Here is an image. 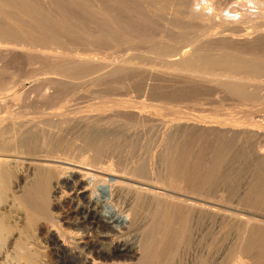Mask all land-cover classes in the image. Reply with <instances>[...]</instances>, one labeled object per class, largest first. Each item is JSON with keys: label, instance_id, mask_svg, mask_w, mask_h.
I'll return each instance as SVG.
<instances>
[{"label": "bare ground", "instance_id": "obj_1", "mask_svg": "<svg viewBox=\"0 0 264 264\" xmlns=\"http://www.w3.org/2000/svg\"><path fill=\"white\" fill-rule=\"evenodd\" d=\"M17 1L19 0H0V39L4 38L6 40L7 38L5 37L13 39L14 36H17L16 35L17 33L19 36H21L19 32L23 34V31H22L23 29L21 28L22 25H20V23H18V21L14 19V16H13L14 11L12 12L10 10L11 9L10 7H13ZM56 1L57 0L52 1V3ZM76 1L77 0L73 2L77 3L78 1L77 2ZM125 1H128V0H125ZM125 1L122 0V3L123 2L125 3ZM134 1H131V2H134ZM139 1L141 2V0ZM139 1L136 0L135 3ZM131 2H129V4H126V5L130 6ZM238 2L240 3V0H238ZM250 2H254L255 5L256 4L261 5L260 15L264 19V6H263L264 1L250 0ZM56 3H58V1ZM62 3H59V5ZM22 4H20L19 6H23ZM27 5L26 7H23V8H26L27 9L26 11L29 12V9L27 7L31 5L30 3L28 6ZM132 5H135V4L132 3ZM143 5H145V3ZM143 5H142V9L143 8L145 9L143 11H145V13L148 16L149 15L152 16L151 18L153 17L157 18L159 16V15L158 16L156 15L157 14L156 11H153L152 9H150L151 7L147 8L148 7L147 6L145 8L146 5L145 6ZM61 6L62 5H60V7ZM75 6L77 7V4ZM153 6H155V8L157 7L156 5H153ZM163 7L164 6L159 7V8L162 9ZM129 8L130 10L133 9L131 8V6ZM129 8L127 7V10ZM98 11L101 13L99 9ZM134 11H137L139 13V11L136 10V8ZM193 13L194 12H191L190 14L188 13L189 14L188 18L189 17L193 18V15H192ZM23 16H26V14H23ZM185 16L187 17V15ZM243 16H247V14L244 13ZM18 18L16 17V19ZM20 18L18 20H21ZM155 18H153V20ZM162 18L164 19L163 21L166 22V21H170V19L173 17H169L170 19L168 17L165 18V16L162 14L161 19ZM31 19L35 20V17ZM38 19L39 18H37V20ZM166 19H169V20H166ZM174 19L173 20L171 19V22L169 23H172V24L175 23L176 19L175 20ZM180 19L181 18L179 17V21ZM182 19H183V22L184 20H186L184 18ZM30 22L29 24L31 26L34 21L32 23ZM43 22L44 21H42V24L41 22L39 23L41 24L40 26L44 25L47 27L48 25H45L46 22L44 23ZM108 22L114 25L113 21L111 22V20H109ZM164 22H161V23H164ZM34 23L36 24L37 22H34ZM47 23L49 25L51 23L50 25L51 27L53 26L59 27L61 25L58 23L54 24L53 21H48V20H47ZM35 24H33V26ZM120 24L121 23H119V26ZM165 25L164 26L167 27L168 29L171 28V27L170 28L168 27L167 23ZM40 26L36 28L38 29L40 28ZM50 26L49 28H51ZM258 27L259 28H256V27L251 28L243 24L236 23L233 25H228V27L226 28L224 26L221 28V30H218V31L215 30L216 32L212 31L213 33H210V34L207 33V35L205 34V36L203 35L201 38H200L201 35L200 36L198 35L197 36L198 40L196 41L194 40L196 42L194 46H191V48L187 50L186 52L184 51L183 54L180 55L179 58L172 60L173 61L172 65L174 63L179 66V67H176L179 71H181V74H182V75L180 74L179 77L183 76V77H187V79L185 78L181 79L179 77L173 78V75H172L171 76L172 78H169V81L172 82V79H174L173 82L176 81L178 82V84L180 82L179 86L181 88L182 86H185V87H191V88L193 87L195 89H204V87H207V83L209 86L210 84L211 86L213 84V86L215 85L214 87L212 86L214 90H216V88L218 87L223 92L229 93L230 95L233 93V96H235L236 93H238V95L242 93L241 97L243 96L246 97L244 93L248 91L250 94L251 90H249V88L253 85V83H255L253 81L254 80L260 81L261 79L257 80V76L259 77L260 76L259 74L261 72L264 73V54H261L257 50L254 51L251 47L252 51H250L249 49V51H244L241 54L238 53L240 55L236 54L237 55L236 56L232 52L234 50L231 51V48L228 45H233V44L242 45L241 43L243 44L246 42L252 43V41H255V40H258L260 43L264 42V20L261 21V23H259ZM173 31L175 32L174 29ZM171 32H172V29H171ZM7 41L8 42L6 44H8L10 40H7ZM215 42H218V43L223 42L222 44H225L228 47L223 46V47L217 48L215 46L216 47L215 48L214 45L213 46L211 45ZM3 44H4V41H2L0 44V56L2 55L1 57H4L3 56L5 55L3 54L4 52L5 53L14 52L15 53V52L20 51V50L17 51L18 49L17 47L16 48L9 47V44H8V48H6V46L3 47ZM253 45L254 43L249 46H253ZM210 46L214 48H210ZM256 46L258 49L259 46L258 45ZM261 47L258 50L264 49V46L262 48ZM241 49L243 48H240V50ZM27 53H29V51H27ZM7 54L6 56H8ZM59 54H62V53H59ZM42 55L44 56V53H42L41 56ZM52 56H50V54L45 55V57L50 58L49 61L53 60L54 62L53 72L61 76L62 75L66 76L65 73L67 74L69 73L79 74L81 72L84 73L85 70L88 71L90 68V65L91 64L93 65L94 61H96V59L92 58L93 56L83 57L80 54H75V55L72 54L70 56L69 55L67 56V54L66 56L60 55V60L51 59ZM54 56L57 57L56 55ZM54 56L53 58H55ZM118 65H119V68L117 67V69L112 70V72L118 73L125 66V65L122 66V64L120 66L119 63ZM94 66L97 68L96 65H93L91 68H94ZM91 68H90V71H92ZM95 69L93 70L95 71ZM98 70L99 68L96 71ZM207 70L208 71L211 70L212 72L211 75H213L212 78L211 77L209 78L206 75L207 73H209ZM50 72L52 71L50 70ZM105 73L97 75L95 79L105 78L106 77V76L104 77ZM107 73L110 74L109 71H107ZM156 73L158 76L160 75L159 77L164 76L166 78V76L163 73L161 72L159 73L156 72ZM212 87L211 89H213ZM254 95H255V92H254ZM249 96L247 95V97ZM195 100H194V103L196 102ZM50 102H52L51 104H53L54 101L51 100ZM199 103H200V100L199 102H196V104H199ZM43 104L41 106H43ZM171 105L172 104H170V106ZM8 106H9V103L7 101L4 102L0 100V113L4 109H6V107L8 108ZM41 106L40 105L37 106L38 109L35 111L36 112L35 114H26V112H28L26 111L24 112L25 115L23 116V112H22L21 113L22 116H21L20 115L21 111L20 112L17 111L16 113H14L13 116H10L11 115L10 114L9 119L7 118L5 119V117L2 118V116H0V260L6 258L5 249H7L8 246L13 241H18L20 239L19 241L21 242H19L17 245H14V246L15 247L19 246V248H17L18 250L24 249L21 251L23 252L25 251L24 253H22L25 255V257L22 254L19 256L20 258L22 257L26 258L23 264H40L36 259L37 256L35 257L38 250L35 247L28 248V245H27L28 243L24 242L22 238L24 234L27 236L32 235V237L44 235L46 239H48L49 242L53 243L56 246V248L59 251H61L64 255L72 257L74 259H78L80 260L82 264H163L161 263V257L164 256L165 251L169 250L171 247H174L175 241L179 238V233L181 234L180 231L182 232L184 231L183 234H185L186 227L188 225L191 224V227H192V225H195L194 223L201 224V222L203 223L206 220L213 221L215 222V224L217 223L219 225H224V227L222 226L223 228H225V225L227 223L229 224L230 227L231 225L239 226L240 223H243V226L242 225L239 226L243 228V231L242 229L239 228L243 233L241 237H238V238H241V241L239 240V243H240L238 246L239 253L237 252L238 254L237 253L236 254L245 255V254H250L252 252V255L254 254L257 255V253L255 252L253 254V249L254 247H256V244L264 236V223H263L264 221H262L261 223L260 221L259 222L253 221L252 219H246V218L243 219V217L241 218L240 215H238L239 213L238 214H235L237 212L228 213L226 208L222 206H218L219 205L218 201L221 203L222 202L225 203L226 201H229L230 198L224 199L226 197V196H223L224 193L222 192L224 191H221L222 195L218 193L217 195L216 193L214 195V194H211L210 191H207L208 189L206 190L205 187L201 188L200 184L205 183L206 181L210 182L209 180L210 179L212 180V178L209 179L208 177L209 172H203V170L205 171L206 169L201 168L202 171H200L201 166L200 167L198 165L196 166L200 170L198 168L196 169L195 167L194 168L196 170L193 169L194 164H197L195 163L196 162L195 157L194 159H191V157L188 156L189 157L188 159L187 156L185 155V158H184L183 154L180 155L181 153H178L179 149L177 150L176 148L177 146H176V147H173V151H171L170 149L169 154H168V151L167 152L165 151L167 153L166 155H162L163 153L160 154L159 152H158L159 155H157V153H154L152 157L143 158L141 160L138 159V161L132 162V165L130 166L128 165L131 163L126 164V166L121 164L123 166L120 167V164H118L119 162L115 161V159H111V160L106 159L107 161H104L105 160L104 157H103L104 160L102 159L101 156L104 154L100 155V152L101 153L103 152L102 150H100V147H99L100 142H97V141H99L100 140L99 138L100 137L102 138V136L108 137V135H112V134L114 135L117 131V128L120 125H124L126 124L127 121H129V123L132 122L135 124V126L134 124H132L133 128L137 129L135 131H138L139 130L138 127L142 125H148L149 126L148 128L152 130L153 132L160 131V129L164 127L165 134L166 133L168 134L169 132L172 133L173 138L171 137L170 139H172L173 143L174 141L178 139L179 141H182L183 140L182 138L185 137L186 135L190 136L188 134H191L192 136H194L193 134H200V135L212 137L214 138V140L215 139L217 140L216 142H218V140H221L222 142H226L230 144L233 147V151L234 149L243 147L244 150L245 149L248 150V153L250 154V158L252 155L253 158L256 159L257 163L259 162L261 164H264V115H261V114L258 115L257 112L253 108H249V107L244 108L239 112L235 110H231V109H229L230 111L225 109V111L227 112H223L224 110L221 112L220 110L222 109L221 108L222 106L221 107L215 106V109L212 108L213 110L210 109L211 111L209 110V112H202L199 114H196L197 112L195 113L191 110L189 111V109L184 110L183 107L182 109L180 108L182 111L178 112L180 109L176 110L175 109L176 107L174 106H173L174 108L168 107L170 109L169 110L167 109V107L164 108L163 105L155 103L154 101H151L150 96L148 99L144 98V99H139V100H135L134 98H131V97L130 98L120 97V98H114L110 100L108 103H101V104L93 103L92 105H86V106L84 105L83 107H79V106L73 107L72 104L64 106V103H62L58 107L55 106V108L53 109H48L50 107L48 106V104L46 105L48 108H44L45 106L44 107H41ZM40 108H43V109H40ZM166 109L169 110L170 113H172L173 117L171 119L169 118L170 121L166 122L167 125H163L162 121L164 119L161 118V116L162 115L165 116L164 114L167 113L165 111ZM16 114L17 115L19 114V115L17 116ZM170 122H171V125L168 124ZM136 125H138V127H136ZM161 125H163V127H161ZM128 127L126 129H128ZM129 129L131 130L132 128H129ZM71 130L83 131L81 133L85 135V136H82L84 137V139L81 142L82 144L81 145L79 144V145L82 147H85L86 152H83L82 154L80 153V155H77V156L75 154L71 155L69 153L72 150V148H74L70 146L72 145V143H70L69 145L70 147L68 148L69 149L68 153L64 152L65 148L60 147L61 149L62 148L64 149L63 150L64 153L70 154L67 156L65 154H62L63 152L60 153L59 151L60 148L58 149L57 147H55L56 144L58 146V144L62 143V141L64 142V140H62L61 137H63L64 134H67L66 132H69ZM14 136H15V140H12ZM166 136H169V135H166ZM194 138L196 139V137ZM34 140H36L35 142H37L36 144L38 145V147L39 148L41 147L42 152L49 151L52 154H47L46 157L43 159H41L42 158L41 155L37 154V157L39 156L38 158L40 159H38V161L33 160L34 162L29 161V165H28L27 160L31 156H29L28 154L27 155L29 156L28 158L27 156H24V155H23L24 157L20 156V154L22 153L26 154L24 152L27 151L28 145L29 144L31 145L34 142ZM167 140H169V138H167ZM7 144L13 147L7 148L6 147ZM169 144H171V142ZM52 145L53 146L55 145L54 146L55 149L53 148ZM76 146H77V142H76ZM231 146H230V149H231ZM79 148L77 150L75 148L74 149L76 150L75 152H77ZM169 148H172V147L169 146ZM82 149L85 150L84 148ZM11 150L13 151L12 153L5 152V151H11ZM237 150H235L236 153H238ZM30 151L31 153H33L32 149ZM246 152H243V153L245 154ZM34 156H36L35 153L34 155H32L31 160ZM196 158H198L197 155H196ZM199 159H197V162L201 161ZM213 159L214 158H212V160ZM208 160L209 159L207 158V161ZM214 162L216 163V160ZM120 163H122V161H120ZM202 163L203 162H201V164ZM208 163L210 164V162ZM251 163H253V161H251ZM23 164H25L26 166L28 165L27 167L28 169L26 171H24L25 168L23 169V171H20L18 167ZM210 165H211L210 169L213 170L214 163ZM22 167L20 166V168ZM256 167L257 165L254 168ZM262 167H264V165L261 166V168ZM203 168H206V167L203 166ZM208 169L209 167H207V171ZM197 170L200 172H198ZM261 170H263V168ZM259 175H261V173H259ZM262 175L264 176V173ZM255 176L258 178L257 175ZM22 182H24L23 188L24 187L25 189L27 188L26 189L27 194L30 196V199L29 200L27 199V200L30 201L31 198L34 200V202L31 201L34 203V204L31 203L32 206L33 205L35 206L34 209H31L32 206H30L28 202L21 203L18 201L20 200L19 197H18V200L16 199V195L18 193L15 194L16 191H14V189L16 187L22 186L21 184ZM204 185L205 184H203V186ZM225 185H226V182H225ZM249 185H248V189H249ZM262 185L264 184L262 183ZM206 186L208 187L209 185L207 184ZM260 186L258 188L256 187L257 191L259 189H262L260 188ZM225 187L224 189L227 190L228 189L227 186ZM12 189L14 192L12 191ZM230 189L231 188H229L227 192ZM251 189L252 188H250L249 190L251 191ZM23 191L24 189L22 190V193ZM240 191H242L241 187H240ZM247 192L245 190L246 194ZM258 193L259 191L257 192V194ZM241 194H244V192ZM248 194L250 193L248 192ZM254 194H255V191L253 195ZM261 194L262 193H259L258 195H261ZM224 195H227L226 192ZM258 195H256L254 199L252 196L251 197L253 200H258L259 199L258 197H260ZM262 195H261V198L264 197V195L263 196ZM19 196H21L22 198L21 193ZM229 197H231L230 194H229ZM214 198H215V201L216 199L218 201L215 202ZM23 204H28L31 210L26 205H23ZM55 210H58V212L56 213ZM16 211H17L16 217L18 214L19 224L20 223L23 224L21 230H19L21 225L18 226L19 229H17L14 227L15 224L11 225L10 223L11 222L10 217H12V212H16ZM19 224L17 223V225ZM92 230L93 231L95 230L96 232L95 236L93 235L94 232ZM188 235L190 234L188 233ZM188 235L186 237H188ZM186 241H187V238H186ZM186 241L183 243L185 244ZM179 245L182 246L181 244ZM179 245H177V248ZM186 245H188V243ZM237 245H238V242H237ZM10 247L12 246L10 245ZM179 253L180 252H178V254ZM7 256H8V253H7ZM168 257H169L168 258L169 261H171V258L175 256L170 255ZM252 257H255V256H252ZM177 258L179 259V257ZM8 259H7V262H8ZM243 259H245V257L241 258L239 256L237 258L238 263L246 264L247 262L243 261ZM246 259L250 261L248 257H246ZM261 259L263 260V257ZM205 260L207 261V258H205ZM182 261L179 260V262H182ZM203 261L204 260L201 261V264L204 263ZM176 262L178 261L176 260ZM251 262H253V260H251ZM166 263L170 264V262H166ZM254 263L256 262L254 261ZM248 264H250V262Z\"/></svg>", "mask_w": 264, "mask_h": 264}, {"label": "rangeland", "instance_id": "obj_2", "mask_svg": "<svg viewBox=\"0 0 264 264\" xmlns=\"http://www.w3.org/2000/svg\"><path fill=\"white\" fill-rule=\"evenodd\" d=\"M19 1H21V2H19ZM19 1H17L13 7H10L11 8L10 10L12 12L14 11L13 12L14 19L17 20L18 23H20V25H22L21 28L23 29L22 30L23 34L19 32V34L21 36H19L17 33L16 34L17 36H14L13 39L8 38V37H5V38H7L6 40L4 38L0 39L1 40L0 44L2 41H4L3 47L6 46V48H8V44H9V47H15V48L17 47L18 48L17 51L20 50L22 52V53L20 51H19L20 53L19 52H15V53L14 52L13 53H11V52L5 53L4 52L3 53V54H5V55H3L4 57H1L2 55L0 56V100H2L4 102L7 101L9 103L8 108L6 107V109H4L0 113V116H2V118L5 117V119L6 118L9 119L10 116H13L14 113H16L17 111L18 112L21 111L20 112L21 116H22L21 113L23 112V116H24L25 115L24 112H26V111H28V112H26V114H35L36 113L35 111L38 109L37 106L38 105L41 106L43 103L44 104L41 107L45 106L44 108H48L46 106L48 104V106H50L48 109H53V108H55V106L58 107L62 103H64V106L72 104L73 107H75V106L76 107H78V106L83 107L84 105L85 106L86 105H92L93 103L94 104L108 103L110 100H112L114 98H120V97L121 98H128L129 97L130 98L131 97V98H134L135 100H139V99H144V98L148 99L149 96L151 98V101H154L155 103L163 105L164 108L167 107V109H169V108L174 106V107H176L175 108L176 110L177 109L179 110L180 108L182 109V107H183L184 110L189 109V111L191 110L195 113L197 112L196 114H199L202 112H209L210 109L211 110L215 109V106H220V107L222 106L221 107L222 109L219 107L221 109L220 110L221 112L223 110H224L223 112H227V111H225V109L228 111H230L229 109H231V110H235V111L239 112L242 109L249 107V108H253L257 112L258 115H260V114L264 115V84H263L264 82H262V81H264V79H263L264 73H262V72H261L262 74L261 73L259 74L260 75L259 77H261V78H259L257 76V80L261 79L260 80L261 82L254 80L253 82H255V83H253V85L250 87L251 89L249 88V90H251L250 94L248 91L245 92L247 94L244 93V95H246V97L245 96L241 97L242 93L239 94L240 97H239L238 93H236L237 96L235 93H234L235 96H233V93L230 95L229 93L223 92L218 87L216 88V90H214L213 87L215 85L213 86V84H212V86H213L212 87L210 83H209L210 86L207 83L208 88L204 87V89H195L193 87L192 88L191 87H185L182 85H181L182 86V88H181L179 86L180 82H179V84L176 81L173 82L174 79H172V82L169 81V78H172L171 77L172 75H173V78H177L181 74V71H179L176 68L179 66L174 64V63L172 65V62H173L172 60L179 58L180 55H182L184 51L186 52L187 50H189L191 48V46H194V44H196L195 41L198 40V37H197L198 35L199 36L201 35L200 36V38H201L203 35L204 36H205V34L207 35V33L208 34L213 33L215 30L216 31L221 30V28L224 26L226 28V27H228V25H233L236 23L243 24V25L251 27V28H253V27L259 28L258 27L259 23H261V21L264 20L263 17L260 15L261 5H258V4L255 5V3L250 2V0L249 1L248 0L247 1L240 0V3L238 2V0H141V2L143 4L145 3V5H146L145 6L139 0L138 1L140 3L139 2L135 3L136 0L135 1L134 0H128L129 2L134 1V2L130 3L131 8H133L132 10H130V8H129L130 6L126 5V4H129V2L125 1V0H123V1H125V3L124 2L122 3V0H106V1L105 0H77L78 1V2L76 1L77 3L73 2L75 0H72V1L71 0H65V1L64 0H57L58 3H56L57 1L52 3V1H55V0H52V1L51 0H42V1L41 0H30V1L29 0H24V1L19 0ZM262 1H264V0H262ZM18 2L20 4H22V2H23V4H22L23 6H19L20 4ZM24 3L26 5L27 4L29 5V3H30L31 6L27 7L29 9V12L26 11L27 10L26 8H23V7H26V5ZM54 3H56V4H54ZM59 3H62V4H60V5H62L61 7H60ZM132 3H134L135 5H132ZM76 4H77V7L75 6ZM152 4L156 5L157 7L155 8V6H153ZM63 5H64V7H63ZM66 5H68V6H66ZM118 5H120L121 7ZM142 5L145 6V8L147 6H148L147 8L151 7L150 9H152L153 11H156L157 12L156 15L160 16V17L158 16L159 18L157 17L159 19V21L155 17H153V18H155L153 20V18H151L152 16H150V15L148 16L145 13V11H143L145 9L144 8L142 9ZM40 6H42V7H40ZM162 6H164L162 9L159 8ZM127 7L129 8L128 9L129 11L127 10ZM36 8H38V9H36ZM135 8L138 11L141 9L139 11V13L137 11H134ZM98 9L101 11V13L98 11ZM157 9H158V11H157ZM243 9L245 12L243 11ZM16 12H18V13H16ZM36 12L38 13V15ZM191 12H194L192 14L193 18L195 16L194 19L192 17L188 18L189 14ZM22 13L26 14V16H23ZM244 13H246L247 16H243ZM162 14L165 16V18L166 17H168V18L173 17V18H171L172 20L175 18L176 19V20L174 19L175 23H173V24L169 23V22H171L170 18H169L170 21H166V20H169V19H166L165 20L166 22H164L163 21L164 19L163 18L161 19ZM177 15H178V17H177ZM185 15H187V17ZM20 16H21V18H20ZM60 16H62V17H60ZM16 17L17 18L19 17L22 21L18 20L19 18L16 19ZM34 17H35V20L31 19ZM36 17L39 18L38 19L39 21L37 20ZM179 17L181 18L180 21H179ZM182 18H184L186 20H184V22H183ZM32 20L34 22H37L38 24L37 23L35 24ZM41 20L46 22L45 25H48V26L47 27L44 25L40 26L42 24ZM47 20L53 21L54 24L58 23L61 25L59 27L53 26L54 27V29H53V27L50 26L51 23L49 25L47 23ZM109 20H111V22L113 21L114 25L110 24L108 22ZM28 21L29 22L31 21L30 23L33 22L31 26H30ZM60 21H62V22H60ZM160 21L164 22V23H161ZM40 22H41V24H39ZM219 22H220V24H219ZM119 23H121L120 26H119ZM166 23L168 24L169 28L171 27L170 29L165 27ZM33 24H35V25L33 26ZM36 25L40 26V28L37 29L36 27H38V26H36ZM49 26L51 28H49ZM63 28H65V29H63ZM225 28H223V29H225ZM48 29H50V30H48ZM171 29H172V32H171ZM173 29L175 30V32L173 31ZM88 30H90V31H88ZM193 31H195V32H193ZM51 33H52V35H51ZM57 35H58V37H57ZM62 35H63V37H62ZM7 40H10L8 44H6L8 42ZM256 42H257V44H256ZM220 43L221 42H219V43L215 42L211 45L212 46L214 45V47L216 46L217 48L223 47V46H226V47L229 46L231 48V51L234 50L232 52L235 55L236 54L240 55L244 51H249V49H250V51H252L251 47L254 51L257 50L261 54H264V52H263L264 49L258 50L261 46L262 47L264 46V42L260 43L258 40L252 41V43H250V42H246L244 44L241 43L242 45L237 44L238 46L236 44L227 46L225 44H222L223 42L221 44ZM253 43H254L253 46H249V45H252ZM255 44L259 46L258 49H257V46ZM220 45H222V46H220ZM212 46H210V48H214ZM157 47H158V49H157ZM238 47L243 48V49L240 50V48H238ZM25 50H26V52H25ZM27 51H29V53H27ZM42 53H44V56L43 55L41 56ZM59 53H62V54H59ZM71 53L73 55L80 54L83 57H92L93 56L92 58L96 59V61H94L93 65H96L97 68L95 66H94V68H91L93 66L91 64L90 68L92 71H90V68H89V70L87 69L88 71L85 70V72H86V73L84 72L85 74L83 72H81L82 74L81 73L75 74V73H69L68 72L69 74L65 73L66 76L62 75L63 76L62 77L61 75L53 72V63H54L53 60H50L52 62L51 63L49 61L50 58L45 57L46 54H48V55L50 54V56H52V55L57 56L59 54L57 57L54 56L55 58H53V56H52L51 59L60 60V55L66 56V54H67V56L68 55L70 56V55H72ZM163 53H164V55H163ZM238 53H240V54H238ZM6 54L8 56H6ZM165 62H166V64H165ZM118 63L120 64V66H121V64H122V66L125 65L124 68L121 71H119L118 73L112 72V70H116L117 67L119 68ZM100 66H101V68H100ZM169 66H171V67H169ZM98 68H99V70L96 71ZM93 69H95V71ZM163 69H165V70H163ZM50 70L52 72H50ZM107 71H109V73L111 75L108 74ZM156 72L163 73L166 76V78L162 75L161 76L164 77L165 79L162 77H159L160 75L158 76ZM208 72L210 73L211 70ZM102 73H105V75H104V77L106 76L105 78L95 79V77L97 75L102 74ZM209 73H207L206 75L209 78L210 77L212 78L213 77V75H211L212 72L210 74ZM106 74H108V75H106ZM176 74H177V76H176ZM179 78L187 79V77H183V76H180ZM71 82L74 84H72ZM175 82L177 83V85ZM256 83H258V84H256ZM211 87L213 89H211ZM252 91L255 92V95H254V92H252ZM247 95L248 96L250 95V96L247 97ZM50 99L52 101H54L53 104H51L52 102H50L51 101ZM194 100L196 102H199V100H200V103L196 104V102L194 103ZM76 104H78V105H76ZM170 104H172V105L170 106ZM258 105H260V106H258ZM185 106L188 108H186ZM40 109H43V108H40ZM167 109L165 111L168 114L166 113V114H164L165 116H163V115L161 116V118L164 119V120L162 119L163 125H167L166 122L170 121V119L173 117L172 113H170V111H169L170 109L169 110H167ZM181 109L178 112L182 111ZM169 115H171V116H169ZM164 123H166V124H164ZM126 124H127V126H126ZM126 124H124L125 127H124V125H120L117 128V131L114 135L113 134L108 135V137L102 136V138L101 137L99 138L100 140L98 139L99 141H97V142H100V145H99L100 150H102V152H103V153L100 152V155L104 154L101 156L103 160L105 158L104 161H107L106 159H108V160L115 159V161L119 162L118 164H120V167H122L123 165L126 166V164H128V163H131L128 165V166H130V165H132V162L138 161V159L141 160L143 158L152 157V155H154V153H157V155H159V153L160 154L163 153L162 155H166L167 154L166 152L168 151V154H169L170 149H171V151H173V147L177 146L176 147L177 150L179 149L178 153H181L180 155L183 154L184 158H185V155L187 156L188 159H189V157H191V159H194V157H195V159H196L195 163H197V164H194L193 169H195V168L197 169L198 167H196V166L198 165L199 167L201 166L200 169L201 168L206 169L205 171L203 170V172H209L208 177H209V179L212 178V180L208 179L210 182L206 181L205 183L200 184L201 188L205 187L206 190L208 189L207 191H210V193L214 194V195H215V193H216V195H217V193L222 195V193L225 194V192H226L227 195L223 194V196H226L224 199L230 198V200L226 201L225 203H223V202L221 203L217 199L215 201V198H214L215 202L218 201V204H219L218 206H222V207L226 208L228 213H234V212H237L235 214L239 213L238 215H240L241 218L243 217V219H245V218L246 219H252L253 221H258V222L260 221L261 223H262V221H264V197L261 198V195L262 194L264 195V185H262V183L264 184V176L262 175L264 173V167H262L263 170H261L262 169L261 166H263L264 164H261L259 162L257 163L256 159L253 158L252 155L250 158V154L248 153V150H246V149L244 150V148L241 147V148H237L239 150L234 149V151H233V147L230 144H228L226 142H222L221 140H218V142H216L217 141L216 139L214 140V138H212V137H208V136L200 135V134H193L194 136H192L191 134H188L190 136L186 135L185 137L182 138L183 140L180 139L182 141H179V139H178V140L174 141V143H173L172 139H170L171 137L173 138L172 133L169 132L170 134L169 133L165 134L164 133L165 129H164L163 125H161V127H163V128L160 127L161 128L160 131L153 132L152 130H150L148 128L149 127L148 125H142L139 127H138V125H136V127H138L139 130L135 131L137 129L133 128L132 124H134V123H132V122L129 123V121H127ZM168 124L171 125V122ZM130 125H131V127H130ZM134 126H135V124H134ZM127 127H128V129H126ZM145 127H146V129H145ZM129 128H132V129L130 130ZM161 131H163V132H161ZM81 132H83V131L71 130L69 132H66L67 134H64V136H63L64 139H63V137H61L62 140H64V142L62 141V143L58 144V146H57V144H56V146L55 145L54 146L57 147L58 149L60 147L65 148L66 151L63 148L62 149L60 148V150H59L60 153H62L63 150H64V152L68 153L69 152L68 148L70 146L74 147V148L71 147L73 151L71 150L69 152L71 155L75 154L77 156V155H80V153L82 154L83 152H86V148L80 146L82 144L81 143L82 140L84 139V137H82V136H85ZM129 134H131V135H129ZM166 135H169V136H166ZM194 137H196V139ZM167 138H169V140H167ZM12 140H15V136L12 138ZM35 141L36 140H34V142L31 145L30 144L28 145L27 151L24 152L26 154H23V153L20 154V156H23V155L27 156L29 154V156L32 157V155H34V153H35L36 156H34L32 158V160H31V157L29 158V156H27L30 159V160L29 159L27 160L28 165H29V161L34 162L35 160L38 161V159H40V158H38L39 156L37 157V154L41 155V157H42L41 159L45 158L47 154H52L48 150H47L48 152H42L41 147L39 148L38 145L36 144L37 142H35ZM169 141L171 142V144H169L170 143ZM76 142H77V146H76ZM70 143H72V145H70ZM73 143H75V144H73ZM228 145L231 146L232 150L230 149V146H228ZM54 146H53V148H54ZM169 146L172 148H169ZM6 147L12 148L13 146H9L7 144ZM81 147L84 148L85 150H83ZM28 148H29V150H28ZM75 148H76V150L79 148V150L77 152H75L76 151V150H74ZM166 148H168V149H166ZM31 149H32L33 153H31V151H30ZM235 150H237L238 153H236ZM5 152L6 153L7 152L12 153L13 151L11 150V151H5ZM64 152L62 154H65L66 156L70 155V154H66ZM243 152H246V153L244 154ZM65 155H63V156H65ZM196 155L198 158H196ZM27 157H25V158H27ZM207 158L209 159L208 161H207ZM212 158H214V159L212 160ZM229 158H230V160H229ZM135 159H137V160H135ZM197 159H199L201 161L198 160L199 162H197ZM215 160H216V163L214 162ZM120 161H122V163H120ZM204 161H205V163H204ZM251 161H253V163H251ZM201 162H203L204 164H206L208 162H210V164L214 163L213 170L210 169L211 165L209 163H208L209 165L208 164L204 165L203 163L201 164ZM199 163H200V165H199ZM25 164L20 165L21 167L23 166L22 168H20V166H18L20 171H23L24 168H25L24 171H26L28 169L27 168L28 165L26 166ZM121 164H123V165H121ZM255 164L257 165L256 168H254L256 166ZM203 166L206 168H203ZM258 166H260V167H258ZM207 167H209L210 170L208 169V171H207ZM202 169L200 171H202ZM200 171H198V172H200ZM231 172H232V174H231ZM251 172H253L255 174H253ZM250 173H251V175H250ZM259 173H261L262 176L259 175ZM210 175H211V177H210ZM213 175H214V177L215 176H217V177L214 178ZM255 175H257V176L259 175L258 178ZM229 177L230 178L232 177V178L230 179ZM227 178H229V179H227ZM247 178H249V179H247ZM225 182H226V185H225ZM243 182H245V183H243ZM21 184H22V186H19L20 188L16 187L15 188L16 190L14 189V191H16L15 194L18 193L20 195V193H21L22 198H21V196H19L17 194L16 199L18 200V197H19V199H20V200H18L19 202H21V203H23V202L27 203L28 202L30 204V206H32L31 203H33L34 200L31 198V200L28 201L30 199V196L27 194V191H26L27 188L26 189H25V187L23 188L24 182H22ZM203 184H205V185L203 186ZM207 184L209 186L210 185L211 186L207 187L206 186ZM224 185L227 186L228 189L231 188L229 190L230 192L229 191L227 192L228 189L227 190L224 189V187H225ZM248 185H249V189L252 188L251 189L252 192L248 189ZM259 186H260V188H262V189L258 190L259 193H262L261 195H258L259 193L257 194V192H258L257 188ZM21 187H22V189H21ZM240 187H241L242 191H240ZM254 187L255 188L257 187V188L255 189ZM23 189H24V191L22 193ZM253 189H255V190H253ZM245 190H246V192L248 191L251 195L248 194V192H247V194H248L247 195L245 193ZM12 191H13V189H12ZM221 191H224V192L221 193ZM254 191H255V194L253 195ZM243 192H244V194H241ZM24 193L28 196H26ZM229 194L231 197H229ZM256 195L260 196V197L257 196L259 199L256 198L258 200H253L256 197ZM251 196L253 197V199ZM31 201H33V202H31ZM220 204H222V205H220ZM23 205H26L30 209V206H28V204H23ZM33 206L31 209L35 208V206L34 207ZM254 206H256V207H254ZM55 212L57 213L58 210H55ZM16 213H17V211L12 212V217H10V220H11L10 223H11V225L15 224L14 227L17 229H19L18 226L21 225L20 229H19V230H21L23 224L22 223L19 224L18 214L16 217ZM17 220H18V222H17ZM17 223L19 225H17ZM203 223L202 222H201V224L200 223H194L196 226L192 225V227H191V224L188 225L189 228H188V226L186 227L185 234H183L184 231L183 232L180 231L181 234L179 233V238L175 241L174 244L175 245H176V243H177V245L181 244L184 247L179 245L180 247L178 246V248H177V245L176 246L174 245V247H171L170 249L167 248L169 250L165 251L164 256L161 257V263L169 264L166 262H170V264H196V263L199 264V262H200V264H201V261L204 260L203 261L204 263L202 262L203 264H225V263L226 264H239L237 258L240 256L241 258L245 257V259H246V257L249 258L250 261H248V259H246V260L243 259V261L247 262L246 264H248L249 262H250V264H253L254 261L256 262L254 264H257V263L258 264H260V263L264 264L263 263L264 262L263 261L264 260V245H263L264 241H262V240H264V236L256 244L257 249H256V247H254V249H256L258 252L253 249V254L255 252V253H257V255L256 254L252 255V252L250 254H245V255L239 254V255H237L239 253L238 252V248H239L238 246L240 244L239 240L241 241V238H238V237H241L242 233H243L242 232L243 228H241L239 226L240 225L243 226V223H240L239 226H235V225L232 226L231 225V227L227 223L225 225V228H223L224 225H219L217 223L215 224V222H213V221H207L206 220ZM232 227L235 228L236 231ZM190 228H192V229H190ZM239 228L242 229V231ZM93 232H94L93 235L95 236V234H96L95 230ZM188 233L190 235H188ZM238 234H239V236H238ZM182 235H183V237H182ZM187 235H188V237H186ZM22 238H23L24 242L28 243L27 244L28 248L29 247H33V248L35 247L38 250L35 257L37 256L36 259L40 264H56V263L57 264H65V263L66 264H70V263L71 264H79V263L82 264L80 262V260L64 255L61 251H59L56 248V246L53 243L49 242L48 239H46V237L44 235L32 237V235L27 236V235L23 234ZM186 238H187V241H186ZM19 240L13 241L10 244L12 247H10V245H9L8 248L5 249L6 258L7 259L9 258V259H8V262H7V259L5 257H4L5 259H1L0 262L2 264H19V263L23 264L25 262V259H26V258H24L25 255L22 254L25 251L24 252L21 251L24 249L18 250L17 248H19V246L18 247L14 246V245H17L19 242H21ZM185 241H186V243L184 244L183 242H185ZM237 242H238V245H237ZM187 243H188V245H186ZM259 245H261V246H259ZM14 247L16 248L17 251L15 250ZM261 249L263 250V252ZM235 250H237V251H235ZM178 252H180V253L178 254ZM7 253H8V256H7ZM21 254L24 257L20 258L19 256ZM170 255L175 256V257L171 258V261H169V259H168L169 258L168 256H170ZM252 256H255V257H252ZM177 257H179V259ZM260 257L261 258L263 257V260ZM205 258H207V261L205 260ZM167 259H168V261H167ZM3 260L4 261L6 260V261L4 262ZM162 260H163V262H162ZM176 260L178 262H176ZM179 260L182 262H179ZM194 260L196 263L194 262ZM251 260H253V262H251ZM258 260L259 261L262 260L263 262L262 261L259 262ZM9 262H11V263H9Z\"/></svg>", "mask_w": 264, "mask_h": 264}]
</instances>
